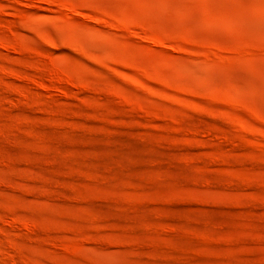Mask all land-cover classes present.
I'll use <instances>...</instances> for the list:
<instances>
[{
	"label": "rangeland",
	"instance_id": "374dc122",
	"mask_svg": "<svg viewBox=\"0 0 264 264\" xmlns=\"http://www.w3.org/2000/svg\"><path fill=\"white\" fill-rule=\"evenodd\" d=\"M0 264H264V0H0Z\"/></svg>",
	"mask_w": 264,
	"mask_h": 264
}]
</instances>
